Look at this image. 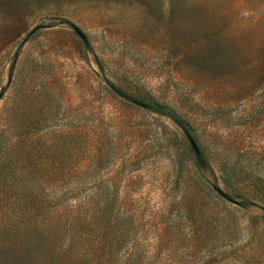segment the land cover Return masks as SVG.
I'll list each match as a JSON object with an SVG mask.
<instances>
[{
    "label": "rangeland",
    "instance_id": "1",
    "mask_svg": "<svg viewBox=\"0 0 264 264\" xmlns=\"http://www.w3.org/2000/svg\"><path fill=\"white\" fill-rule=\"evenodd\" d=\"M0 264H264V0H0Z\"/></svg>",
    "mask_w": 264,
    "mask_h": 264
},
{
    "label": "water",
    "instance_id": "2",
    "mask_svg": "<svg viewBox=\"0 0 264 264\" xmlns=\"http://www.w3.org/2000/svg\"><path fill=\"white\" fill-rule=\"evenodd\" d=\"M36 30H37V28H35V29H33L27 36H26V38L23 40V42L22 43H25L35 32H36ZM74 31H75V33L80 37V39L83 41V43L85 44L86 43V40H85V38H84V36L81 34V32L78 30V29H76V28H74ZM189 142H190V145H191V147H192V149H193V151L197 154L198 153V150H197V147L195 146V144H194V142L191 140V138H189ZM220 195L222 196V197H225L222 193H220Z\"/></svg>",
    "mask_w": 264,
    "mask_h": 264
},
{
    "label": "trees",
    "instance_id": "3",
    "mask_svg": "<svg viewBox=\"0 0 264 264\" xmlns=\"http://www.w3.org/2000/svg\"><path fill=\"white\" fill-rule=\"evenodd\" d=\"M240 205H243V206L250 205V202L247 201V202H244V203H242ZM24 249H25L26 252H30V250H28L27 248H24Z\"/></svg>",
    "mask_w": 264,
    "mask_h": 264
}]
</instances>
